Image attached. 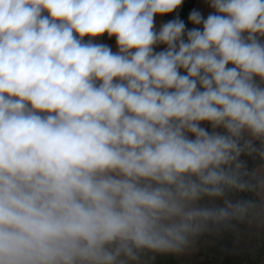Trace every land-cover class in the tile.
<instances>
[{
	"label": "clouds",
	"instance_id": "obj_1",
	"mask_svg": "<svg viewBox=\"0 0 264 264\" xmlns=\"http://www.w3.org/2000/svg\"><path fill=\"white\" fill-rule=\"evenodd\" d=\"M183 2L0 0V264H150L264 229V0L157 29Z\"/></svg>",
	"mask_w": 264,
	"mask_h": 264
},
{
	"label": "crops",
	"instance_id": "obj_2",
	"mask_svg": "<svg viewBox=\"0 0 264 264\" xmlns=\"http://www.w3.org/2000/svg\"><path fill=\"white\" fill-rule=\"evenodd\" d=\"M190 2L192 3L190 12L195 9V10L199 11L205 18L207 17V15L210 12L213 11L208 6L207 0H190ZM189 13L188 14H184V13H181L180 11H178V12H174L169 18L166 15H157L154 18L155 19V26H156L157 29H159V27L163 23H166V22H168L170 20H173V19H175L178 16L181 20H183L185 22L186 27L189 28V29H191V28H193V24H191L189 22V20H188ZM85 39L87 40L88 38L85 37ZM95 42L103 43V44L108 45L109 47H111V49L113 50V52L117 51L115 37L112 38V39H110V38H107V37H105L103 35L102 37L96 38V41ZM163 47L164 46H159L156 50L157 51L162 50ZM202 126L208 128L209 130H211L210 125H208L206 123L202 124ZM243 159H244V157H243ZM262 230H264V229H257L256 227L249 228L246 225H240L239 226V231L237 233L231 232V234H232V242H231L230 249L232 251H236V252H243V251L247 250L253 244V242L255 241L256 237L258 236V234ZM220 236L221 235H219V236H211V238H212L211 240L212 241L209 240L207 242L209 244L208 247H203V245H202V238H201L199 240V242L197 243V245L199 247H196V250L193 251L192 253L198 251L199 249H203L204 250V249L211 248L212 247L211 244L212 245L214 244V243H212L213 240L215 242V240L218 239ZM172 256H173L174 259L181 260L182 262H184V260L186 259V257L183 260V258H181L179 256H175V255H172ZM154 259L150 261V264H154ZM155 264H157V263H155Z\"/></svg>",
	"mask_w": 264,
	"mask_h": 264
},
{
	"label": "built area",
	"instance_id": "obj_3",
	"mask_svg": "<svg viewBox=\"0 0 264 264\" xmlns=\"http://www.w3.org/2000/svg\"><path fill=\"white\" fill-rule=\"evenodd\" d=\"M180 9H176L174 12H178ZM174 12L166 14L169 18ZM182 12V11H181ZM184 13V11H183ZM188 14V9L186 13ZM199 242V241H198ZM229 255L233 256V262H226L224 256L219 255L208 249H202V252L198 255L195 253L188 254L183 264H262L264 263V230H262L256 237L253 244L243 252L231 251ZM159 264H167L166 262H160Z\"/></svg>",
	"mask_w": 264,
	"mask_h": 264
},
{
	"label": "trees",
	"instance_id": "obj_4",
	"mask_svg": "<svg viewBox=\"0 0 264 264\" xmlns=\"http://www.w3.org/2000/svg\"><path fill=\"white\" fill-rule=\"evenodd\" d=\"M192 3L190 0H184L183 4L179 7L180 12L184 14L186 13V10L188 9V13L191 10ZM193 27H196L193 25ZM105 37L109 38L107 34H104ZM114 38V37H112ZM110 38V39H112ZM244 160L247 164V167L251 170L253 169L257 164L260 163V161L257 158L254 157H244ZM242 198H251L248 196V194H241ZM232 242V234L231 232H224L221 234V236L215 240L214 244L212 245L211 248L208 250L213 251L219 255L224 256L225 261L228 262H233V256L229 255V253H232L230 246ZM202 252V249H199L198 251L194 252L196 255L200 254ZM160 262H166L167 264H183L181 260H176L173 258L172 255H156L154 259V264L157 263L159 264ZM202 264V263H201Z\"/></svg>",
	"mask_w": 264,
	"mask_h": 264
},
{
	"label": "rangeland",
	"instance_id": "obj_5",
	"mask_svg": "<svg viewBox=\"0 0 264 264\" xmlns=\"http://www.w3.org/2000/svg\"><path fill=\"white\" fill-rule=\"evenodd\" d=\"M212 238H211V236H205V237H202V245H203V247H208L209 246V244L207 243L209 240H211ZM214 239V238H213ZM212 241V240H211ZM212 243H214V240H213V242ZM211 246H212V244H211ZM196 247H199L198 245L196 246ZM179 257H181V258H183V260L185 259V257H186V255H184V256H179ZM262 264H264V263H262Z\"/></svg>",
	"mask_w": 264,
	"mask_h": 264
}]
</instances>
